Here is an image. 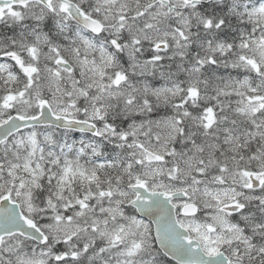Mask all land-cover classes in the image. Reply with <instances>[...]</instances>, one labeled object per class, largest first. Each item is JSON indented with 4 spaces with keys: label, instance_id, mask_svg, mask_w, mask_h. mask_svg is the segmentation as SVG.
<instances>
[{
    "label": "snow or ice",
    "instance_id": "1",
    "mask_svg": "<svg viewBox=\"0 0 264 264\" xmlns=\"http://www.w3.org/2000/svg\"><path fill=\"white\" fill-rule=\"evenodd\" d=\"M0 264H264V0H0Z\"/></svg>",
    "mask_w": 264,
    "mask_h": 264
}]
</instances>
